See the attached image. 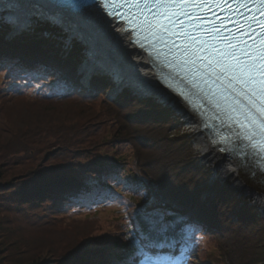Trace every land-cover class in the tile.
Returning <instances> with one entry per match:
<instances>
[{"label": "trees", "instance_id": "1", "mask_svg": "<svg viewBox=\"0 0 264 264\" xmlns=\"http://www.w3.org/2000/svg\"><path fill=\"white\" fill-rule=\"evenodd\" d=\"M54 32L39 22L32 32L6 41L0 30V122L10 121V110L18 124L11 125L14 133L10 127L1 132L11 135L10 157L24 155L25 166L34 162L32 155L39 159L23 180L0 182V192L22 190L13 202L27 199L24 212L37 239L58 238L48 248L36 239L28 264H132L150 258L166 264L177 258V264H264V217L227 182L211 181L212 172L195 161L179 117L155 98L128 89L108 101L109 85L100 76L81 86L77 64L83 47H64V37ZM65 106H72L73 120L49 114ZM123 146L128 155L118 153ZM118 202L121 209L102 237L98 219ZM171 215L180 218L166 223Z\"/></svg>", "mask_w": 264, "mask_h": 264}, {"label": "snow or ice", "instance_id": "2", "mask_svg": "<svg viewBox=\"0 0 264 264\" xmlns=\"http://www.w3.org/2000/svg\"><path fill=\"white\" fill-rule=\"evenodd\" d=\"M85 2H94L103 8L104 12L109 16L113 15L115 11L113 6L122 7L124 5L136 8L142 15L146 12L151 13V20L148 19L147 15H144V20L140 21V24L137 25V27L146 25L148 35L145 36V39L151 36L156 40H162L164 43H167V41L163 40V34L168 33L170 36L182 34L193 43L199 41L197 48L191 51H189L190 45L183 46L186 54L185 62L195 64L199 60L201 63H204L206 69H211L215 73L217 80L221 82L226 80L227 87L242 96L246 100L248 107L247 112L240 113L243 116L242 120L239 117L229 116L230 123L224 125L226 129H231L234 124L239 131L222 132L219 125L213 129V126L208 124L207 119L197 113L201 129L212 132L213 139L211 142L214 145H224L219 150L233 157L237 162L238 168L234 169V171H251L249 157L258 156L260 161H264V40L260 41L259 46H256L255 43L258 37H253V44H248L246 41L233 43L236 40V36L223 23L225 17H218L222 23L217 25L215 21H209L200 15L189 13L185 7L194 5L204 10L205 6L228 5L229 10H231V4L233 3L240 5H247L249 3L264 5V0H85ZM207 10L210 11V7ZM223 10L221 8V11ZM258 11L261 16H264V9H258ZM179 16H185L189 20L202 21L206 24L210 23L211 28H204L202 30L211 33L213 39L218 38L226 41L225 48L222 49L216 45H211L212 54L208 56L202 55L201 53L208 52V47H205L207 41H200L199 37L185 30L183 21H179V31L171 32L167 24L164 23V21H168L175 27L176 21L173 18L178 19ZM228 19L229 23H238L232 21L230 18ZM136 20L137 15L133 13L130 22H135ZM253 20H255V17H253ZM259 26L262 29L259 36L264 37V21H260ZM190 27L195 29L199 26L190 25ZM243 29L244 25H239L236 31L241 36L248 35ZM224 31H228L230 35L225 37L223 35ZM241 43L243 47H239ZM173 46H176L175 42H173ZM187 57H192V59L189 60ZM161 102L166 103L167 101L162 100ZM246 149L250 151H246ZM246 161L248 162L246 163ZM257 171L264 177V164H259ZM252 178H255L254 174ZM172 247H175V243H172ZM139 252L141 254L144 252L143 243H141ZM178 260L179 258H177ZM132 264H136L135 260L132 261ZM140 264H143V261Z\"/></svg>", "mask_w": 264, "mask_h": 264}, {"label": "bare ground", "instance_id": "3", "mask_svg": "<svg viewBox=\"0 0 264 264\" xmlns=\"http://www.w3.org/2000/svg\"><path fill=\"white\" fill-rule=\"evenodd\" d=\"M0 8L6 9L9 13L6 15V19L0 23L6 27L3 26L0 30L11 27L15 32H23L24 27L28 24L29 17L41 16L46 19H54L59 25L66 27L72 35H77L82 43L87 46L86 52L82 51L83 55L80 58L83 61L79 60L82 63L80 74L77 72L79 77L86 79L91 72H102L105 76L110 75L111 79L116 80L118 89L125 84L128 87L132 86L141 95H156L160 101H167L164 104H168L171 110L184 117L187 127H190V134L195 139V145L200 149L198 160L209 166L208 169L211 172L222 171L224 176L233 182L235 189L247 198L249 197L251 202L258 206V213L264 214V187L259 184L257 186L253 185L244 176L247 171L253 175L255 173L252 172L253 169L251 171H234L238 168L237 162L228 154L220 152L219 148L211 142L213 135L206 134L201 129L198 117L189 110L183 101L178 99L177 95H174L169 89L160 84L158 73L152 66V62L133 43L131 34L128 36L123 32V25L105 18L103 10L99 7L84 8L79 12L71 13L69 10L60 9L45 1L0 0ZM25 32H32V30ZM92 78L93 76L88 79ZM113 90L115 92L116 88H113ZM210 136L212 139L209 138ZM259 176L261 175L259 174ZM259 206L262 209L261 212L258 209Z\"/></svg>", "mask_w": 264, "mask_h": 264}, {"label": "rangeland", "instance_id": "4", "mask_svg": "<svg viewBox=\"0 0 264 264\" xmlns=\"http://www.w3.org/2000/svg\"><path fill=\"white\" fill-rule=\"evenodd\" d=\"M8 14L9 13H7L6 9L0 8L1 17L6 19V15ZM10 19L11 18H9V20ZM39 22L49 24L50 26L52 25L56 29V32L54 33L57 36L64 37L63 41H66L67 43L78 42L83 47L84 52L87 50V46H85L86 44L82 43L81 39L77 35L75 34L72 35L71 32H69L66 27L59 25L57 22L54 21V19H46L41 16L39 17L32 16L28 18V21H27L28 24H26L24 28L27 29L28 27L33 26L34 24L39 23ZM108 85H109L108 89L104 91L105 92L104 98L106 99H108L107 97H109V95L114 91L113 88L115 87L113 84V81L111 80L109 81ZM121 89L122 90L128 89L134 92L140 98H143V97L155 98L163 106H167L171 109V107L168 104H164L163 102H161L159 100V97L156 95L154 96L141 95L136 90H134L132 86L128 87L125 84L119 90L121 91ZM70 107L72 106L54 107V108H51L53 113H49V114L57 115L60 121L63 116H66L67 121L66 120L65 121L69 122V120H73L69 116L74 118L73 114L70 113V112H73L74 110H72V108ZM95 108H97V105L95 106ZM12 110H14V108H12ZM8 113H9V116H11L9 119L10 121L4 120L0 122V149L2 148V146H10V148L8 149L9 153H5L4 149H1L3 152V155L0 156V175L2 176L3 174L1 181H0L1 183H13L19 180H23L25 174H27L26 171L28 169L30 170L35 169L32 163H35L36 161V163L38 164L39 162V159L32 155V159L34 160V162L27 164V166H25V164H23V161L26 160V157H24V155L22 156V159L9 156V154L11 153L12 147H13L12 142L9 139L11 135L10 136L7 134H6L7 136L3 135L4 133H7V132H1V129L10 127L8 128V130H11L9 132L14 133L16 129H11V125L16 126L18 124L16 123V121L12 120L13 113H11L10 110ZM173 113L179 117L180 122L182 123V128L184 129L188 137L191 138V146H192L193 154L195 157V161H197L201 166H205L208 169L209 166H206L202 161L198 160V157L200 156L198 155V153L200 152V149H198V147L195 145V139L190 134V127H187L185 118L179 115L178 113L176 114L174 111ZM100 128L103 129V126L101 125ZM7 142H11V145H8ZM37 151H38L37 154L42 153L41 150H37ZM118 153L121 154L122 156L128 155L127 147H124V146L121 147L118 150ZM34 158H36V160ZM3 167H5L6 169H4ZM245 173L246 174H244V176L247 177L248 180H250L253 185L257 186L259 184L264 187V182H262L259 179L257 180L256 177L255 179H253L251 177L252 175H250L248 171ZM13 174L15 175V177L12 180L11 176H13ZM215 179L218 181L224 182V183L227 182V184L229 185L231 184L230 188L233 190V192L238 193L239 196L243 197L247 202H249L251 205L255 206L256 208L258 207L255 203L251 202V199L249 197L247 198L245 195H242L241 192L235 189L233 186V182H231L229 178L225 177L222 171L217 170V171L212 172L211 181H214ZM17 192L18 193L22 192V190L18 188L16 189V187H13V188L4 189L2 190V192H0V264H28L27 261H30V259L34 258V256L32 255H33V251H35L36 253V249H38L37 246L41 248H48L47 246L49 245V243L53 241V239L58 240V238L50 236V235L47 236L48 238L50 237L49 239L40 238V236L38 237L40 239H37L36 234H34V228L32 227L31 223L27 221L29 219L28 212H24V209L27 205L26 203L27 199L24 200L25 203L16 202V201L13 202V194ZM22 198L24 199V197ZM119 204L121 203L118 202L117 206L115 208H112L115 210L107 209V210H110L111 212L104 213L103 215H101L100 219H98V221H101L100 223L103 225V226L101 225L102 226L101 227L102 237L105 236V232L107 231L106 229L107 228L110 229L111 227L110 223L112 221L111 218L114 217L113 214L119 213L118 210L121 209ZM258 209L261 212L262 209L260 208V206ZM260 214L261 216L264 217V214L262 213ZM166 223H171V222L166 221ZM36 239L38 240V242ZM36 242H37L36 244L37 246L35 245ZM207 243L208 242H206V244ZM52 252H54V249H52Z\"/></svg>", "mask_w": 264, "mask_h": 264}, {"label": "water", "instance_id": "5", "mask_svg": "<svg viewBox=\"0 0 264 264\" xmlns=\"http://www.w3.org/2000/svg\"><path fill=\"white\" fill-rule=\"evenodd\" d=\"M116 92H117V90H115V92H113V95L116 94ZM176 219H177L176 216H171V217L168 218V221L171 222V221H174Z\"/></svg>", "mask_w": 264, "mask_h": 264}]
</instances>
